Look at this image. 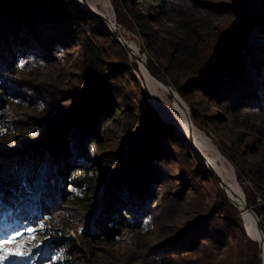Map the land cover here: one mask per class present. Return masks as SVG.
Returning <instances> with one entry per match:
<instances>
[{
	"label": "trees",
	"instance_id": "16d2710c",
	"mask_svg": "<svg viewBox=\"0 0 264 264\" xmlns=\"http://www.w3.org/2000/svg\"><path fill=\"white\" fill-rule=\"evenodd\" d=\"M152 1L156 10L149 5L147 13L137 7L138 0L111 3L116 21L124 11L145 39L150 55L166 59L167 73L182 71L190 77L182 84L163 80L165 84L184 100L196 92L198 105L220 108L225 120L247 111L264 115V19H258L254 9H264V0L232 1V24L204 59L194 42L181 41L167 45L168 55L158 57L152 26L158 23V14L178 0ZM81 6L76 0H0V115L10 101L18 100L26 105L46 104L50 119L47 123L12 121L24 136L13 141L11 152L0 153L1 201L11 202L14 211L30 212L31 222L37 223L31 234L41 231L57 238L46 246L48 258L66 255L68 244L56 233L49 235L52 229L46 222L53 216L52 208L73 203L79 188L93 190L91 203L83 207L85 224L80 233L86 235V242L103 243L114 236L119 220L131 214V227L138 229L160 207L171 211L189 191L196 194L208 182L215 186L214 200L196 206L166 241L152 248L155 254L164 262L213 253L219 258L215 264H258V244L247 236L238 209L218 188L217 179L187 138L176 126L163 123L146 100L132 71L137 66L125 49L97 15ZM108 17L114 23L112 15ZM173 19L186 37L193 38L195 27L186 24L182 11ZM190 47H195L194 54ZM70 49L78 50L83 63L75 73L78 85L73 91L38 90L17 75L23 68L53 65ZM197 110L190 105L191 122L196 125L201 120ZM223 119L212 115L207 121ZM117 131L122 133L121 142L116 152L107 155L105 143L112 144ZM223 155L241 179L242 168L230 155ZM108 167L110 176L104 181ZM253 173L254 186L264 201V172ZM159 188L165 192H158ZM245 196L264 236V206L256 207L253 198ZM5 264L37 262L31 255Z\"/></svg>",
	"mask_w": 264,
	"mask_h": 264
},
{
	"label": "rangeland",
	"instance_id": "374dc122",
	"mask_svg": "<svg viewBox=\"0 0 264 264\" xmlns=\"http://www.w3.org/2000/svg\"><path fill=\"white\" fill-rule=\"evenodd\" d=\"M76 1L80 3L79 0ZM138 1H140V3L137 4V7L143 9L142 11L144 13L148 12L146 8L149 5L150 7L154 5L151 0ZM232 1L234 0H178V2L172 3V5L167 8L169 10H166L163 15L158 14L157 24L154 23L153 26L150 24L152 28H154V32L157 33V44H155V46L159 53L158 57L168 55L167 45L175 43L176 41H181V43L186 45L193 44L194 42L199 50L201 58L204 59L203 56L205 57L206 53L209 54L208 52L214 50L225 28H229L232 24V16L234 14L233 9H231ZM87 3L89 9L96 13H101L104 17L105 15H112L114 25L110 24L115 28L118 37L113 35L111 29L105 22H101L110 30V34L115 37V40L120 43V45L123 42L126 44L128 43L133 53L139 59L143 60V64L135 60L129 51L127 52L121 45L122 48L125 49L128 59L137 66L136 70L132 71L139 82V87L144 91V97L155 109V112L158 113L163 123L176 126L186 137L189 127L186 122L185 111L182 110L181 106L179 107L176 100L171 99L168 93L157 86L155 82H152L151 79L146 77L142 72L143 70L145 72L148 70L155 76V78L151 76L153 80L168 87L170 85H166L164 81H166L167 84L171 81L182 84L190 77L182 71L175 72L174 70L175 73H172L167 70V73L165 71L166 59H156L150 55L148 47L145 44V39L142 38L141 34H137L135 24L128 19V15L125 14L124 11L121 12L120 18L116 21L117 16L115 14V8L112 7L111 0H87ZM172 8L174 10H171ZM254 9L257 10L256 17L260 20L264 19V9H260L259 7ZM150 10L154 12L156 9L152 7ZM179 10L184 13V19L187 21L186 24L195 27L194 31L196 32H193V38L186 37L181 30L180 24L173 19ZM105 19L108 22L110 21L106 17ZM99 20L101 19L99 18ZM184 38H186V40ZM118 40H120V42ZM190 49L194 54L195 47H190ZM81 59L78 50L70 49L64 54L62 53L53 65H35L31 69L23 68L17 75L22 79L24 78V80L33 86H36L38 90H52L58 93L63 90L73 91V88L78 85L75 73L81 71L79 68L82 66L81 64H83ZM140 65H143L144 68H142V66L140 67ZM152 70H156L159 74L154 73ZM146 78L149 79V82ZM168 78H171V80ZM150 83L153 87L150 86ZM173 91L178 98H180L177 92L175 90ZM180 100L181 102L183 101V104L187 107L189 114L190 105H193L194 109L200 111L199 115L201 120L198 121L197 125H193L198 128L202 134H199L193 128L192 136L194 137V141L193 143L188 142L194 147L193 150L199 155L202 163L204 162L201 155L208 160L207 162L217 171L218 174H216L221 177L224 186L220 188V183L217 180L218 188L223 190L229 202L233 205L235 204L234 206L238 209L239 215L243 212L241 215L244 223L243 228H245L246 233L249 235L250 233L247 225L250 226L252 232L256 229L254 226V218L252 217L251 220H248L249 214L245 209H239L237 203L230 199L231 197L227 195V192L235 191V189H233L234 181V183L238 184V189H240L244 199L243 201L246 202V204L247 197L245 194H248L253 198L256 207H258V205L264 206L260 190L254 186L256 184V175L253 173L255 169H261L264 172V115L247 111L239 113L238 115L236 114V116H228L225 120L226 113L220 108L210 107L204 104L198 105L200 100L196 92L187 95L185 100L183 98H180ZM7 105L6 110H4L5 112L2 111L0 115V153L11 152L13 141L21 139L20 137L24 136L22 134L23 132L16 128L18 124H12V121L24 123V121L28 122L31 119L47 123L50 120L47 114L48 111H46L47 105L44 103L42 104L43 106H33L22 104L20 101L16 100L10 101ZM181 115L184 119H181ZM212 115L222 116L224 119L216 123L208 122L207 119ZM180 120L182 122H180ZM113 134L117 136L115 141L112 144L105 143L106 150H104V153L107 155L108 153L117 151L115 148L122 139V133L117 131V133L115 132ZM110 137L111 136H109L108 139H110ZM213 148L226 159V163H228L232 171L219 157H217L214 150H212ZM224 152L233 158V162L236 163L239 170L242 168L243 176L241 179L237 178L235 166L223 155ZM216 167H219L221 170ZM173 168L175 169V167ZM107 170L103 177L104 181H108L107 179L110 176V168L108 167ZM92 191L91 188L85 190L80 188L77 189L75 191L77 197L74 202L65 205L63 208H60V204L53 206V216L46 222V227L52 229V233H49V235L56 233V235L67 240L68 244L64 246L67 252L66 255L56 253L47 258L46 254L48 249L46 246L51 240H56L57 238L44 236L41 231L34 232V234L28 233V229L37 228V223L31 222L33 217L29 216L30 212H21L19 209L14 211L13 204L11 202H2L1 198L0 239H6L15 233H23L18 239V243H23L31 250L32 257L36 260L37 264H215L219 260L217 255L215 256L213 253H208L202 256L198 254L181 256L182 258L175 257V260L171 262H164L163 259L160 260L157 254H155V250L152 249L166 241L174 232V228L178 227V224H182L189 219V215L192 214L196 206H202L204 203L209 204L214 200L216 189L213 184L209 186L207 182V187H200L196 191V194L189 191L186 194L185 201L171 211H168L163 206L160 207V209L156 210L153 215L147 218L138 229L131 227L132 216L130 214L127 216L126 220H119L113 230L114 236L110 238L108 242L103 243L86 242V235L83 236L84 234L82 232L80 233L85 224L83 217L86 211L83 207L91 203L93 199ZM158 192L164 193L165 191L163 188H159ZM235 193L239 194L237 191H235ZM159 200L160 199H158L157 202H159ZM157 207L155 209H157ZM261 227H264V218L262 219ZM32 236H35L34 240L31 238ZM225 253L226 252H223L220 255L224 258L226 256ZM262 254L264 257V248ZM15 260H17V258H13L8 262H14Z\"/></svg>",
	"mask_w": 264,
	"mask_h": 264
},
{
	"label": "water",
	"instance_id": "95a60500",
	"mask_svg": "<svg viewBox=\"0 0 264 264\" xmlns=\"http://www.w3.org/2000/svg\"><path fill=\"white\" fill-rule=\"evenodd\" d=\"M79 2H80V4L82 5V7L84 8V9H89V6H88V3H87V0H79ZM89 10H91V9H89ZM92 11V10H91ZM92 12H94V11H92ZM96 15H98L99 16V18L101 19V21H103V22H105L106 23V25L111 29V31H112V33H113V35H115L116 37H118V34H116V32H115V28L110 24V22H108L106 19H105V17L101 14V13H96V12H94ZM119 42H120V40H118ZM126 50H127V52L129 51V53L133 56V58L135 59V60H137L138 62L140 61H143V60H141V59H139L132 51H131V49H130V47H128V43L126 44L125 42H123L122 44H121ZM146 68V67H145ZM147 69V68H146ZM152 77H154L155 78V76L152 74V73H150L148 70H146ZM163 86H165L164 84H162ZM166 88H167V92H168V95L170 96V98L171 99H174V100H176V102H177V104L179 105V106H181L182 108H183V110L184 111H186V109H184L185 108V106H184V104H182L181 103V101L178 99V98H176V97H174V95H175V92L170 88V86L168 87V86H165ZM187 112V111H186ZM187 124H188V130H187V134H186V138H188V141L190 142V143H193V141H194V137L192 136L193 135V133H192V129H193V124L191 123V119H190V114H189V112H187ZM201 157H202V159H203V162L205 163V165L207 166V168L210 170V172L212 173V175L213 176H215L216 177V179L218 180V182L220 183V188H222V186H224V182L222 181V179H221V177L220 176H218L217 174H216V172H215V170L212 168V165L210 164V163H208L207 161V159L203 156V155H201ZM242 202L244 203V208H245V210L247 211V213H249L250 215H252V217L254 218V226H255V228H257V230H258V232H259V237H250L247 233V236L250 238V240H252V241H255V242H257V244H258V251H257V254H258V264H262V262H263V254H262V251H263V243H264V240H263V235H262V232H261V230H260V228L258 227V219H257V216L255 215V214H253L252 212V210L250 209V207L246 204V202H244L243 200H242ZM235 205V204H234Z\"/></svg>",
	"mask_w": 264,
	"mask_h": 264
},
{
	"label": "snow or ice",
	"instance_id": "6c2138e0",
	"mask_svg": "<svg viewBox=\"0 0 264 264\" xmlns=\"http://www.w3.org/2000/svg\"><path fill=\"white\" fill-rule=\"evenodd\" d=\"M32 229H28V233H32ZM23 233H15L6 239H0V264L10 261L13 258L27 259L32 255L23 243H18V239ZM33 240L35 236L31 237Z\"/></svg>",
	"mask_w": 264,
	"mask_h": 264
},
{
	"label": "bare ground",
	"instance_id": "6f19581e",
	"mask_svg": "<svg viewBox=\"0 0 264 264\" xmlns=\"http://www.w3.org/2000/svg\"><path fill=\"white\" fill-rule=\"evenodd\" d=\"M102 1V0H101ZM105 17L107 18V19H109V17L108 16H106L105 15ZM110 20V19H109ZM110 22V21H109ZM112 25H114V23L113 22H110ZM129 47V46H128ZM131 49V48H130ZM132 51V50H131ZM133 52V51H132ZM140 62V61H139ZM141 63L143 64V61H141ZM140 63V64H141ZM142 66V68H144L143 67V65H140V67ZM143 70V69H142ZM142 73H144V75L146 76V77H148L149 79H151V81L152 82H155L156 83V85L157 86H159L162 90H164L166 93H168L167 92V89L165 88V86H163L160 82L158 83V82H156L155 80H153L152 78H151V75L149 74V73H147V72H145L144 70H143V72ZM147 74V75H146ZM149 74V75H148ZM148 78H146V80L149 82V79ZM150 86H152V84L150 83ZM149 86V87H150ZM153 87V86H152ZM156 94V93H155ZM174 97H176V98H178V96L175 94L174 95ZM179 100H180V98H178ZM181 101V100H180ZM182 104H183V101L181 102ZM185 106V105H184ZM180 107V106H179ZM182 108V107H181ZM180 108V109H181ZM184 109H186V111L188 110L187 109V107L185 106V108ZM182 110H183V108H182ZM184 111V110H183ZM185 111V113H186V119H187V112ZM183 118V116L181 115V119ZM184 119V118H183ZM180 122H182L181 120H180ZM182 124V123H181ZM193 128L199 133V134H202L201 133V131L200 130H198L194 125H193ZM212 150H214V152H215V154L217 155V157H219L222 161H223V163H225L227 166H228V163H226V159H224L214 148L212 149ZM213 168V167H212ZM217 169L219 168V167H216ZM228 168L229 169H231L230 168V166H228ZM214 169V168H213ZM215 170V169H214ZM219 170H221L220 168H219ZM231 171H232V169H231ZM215 172L217 173V171L215 170ZM218 174V173H217ZM232 176V175H231ZM233 177V176H232ZM233 180H234V178H233ZM233 184H234V188L233 189H235V191H237V192H239V194L238 193H235V191H229V190H227V191H229V192H227V195L229 196V197H231L230 199H232L233 200V202H235V203H237V205L239 206V209H245L244 208V203L242 202V200H244L243 199V197H242V193H241V191H240V189H238V184H236V183H234V181H233ZM246 211V210H245ZM247 212V211H246ZM243 214V212H241V215ZM249 214V213H248ZM247 217V216H246ZM250 219H252V215H248V220H250ZM248 227V229H249V233L253 236V237H259V232H258V230H257V228L255 229V231H253L252 232V230H251V228H250V226L249 225H247ZM264 239V238H263ZM263 248H264V243H263ZM262 253H263V251H262ZM263 262H264V257H263ZM263 262H262V264H263Z\"/></svg>",
	"mask_w": 264,
	"mask_h": 264
}]
</instances>
